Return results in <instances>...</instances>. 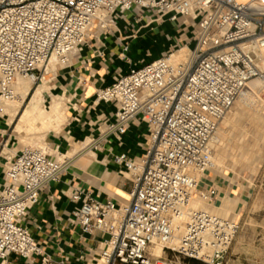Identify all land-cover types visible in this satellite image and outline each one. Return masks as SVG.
Wrapping results in <instances>:
<instances>
[{
	"label": "built area",
	"instance_id": "built-area-1",
	"mask_svg": "<svg viewBox=\"0 0 264 264\" xmlns=\"http://www.w3.org/2000/svg\"><path fill=\"white\" fill-rule=\"evenodd\" d=\"M181 18L196 29L186 62L171 61L183 48L176 44L165 57L134 64L126 53L138 30L119 37L129 72L119 68L114 83L96 93V104L116 107L102 140L122 142L131 124L142 122L148 136L141 156L113 157L133 183L128 202H103L81 187L71 194L81 205L70 221L83 235H102L89 264H173L174 256L225 264L241 219L191 205L198 199L211 205L219 197L218 186L206 182L213 140L249 82L261 81L264 106V0H0V96L8 100L16 97L19 80H40L54 55L62 68L69 66L95 26L108 34L121 21L148 27ZM60 153L24 146L7 163L0 264L14 254L54 264L24 220L67 170L70 163ZM159 246L161 256L155 254Z\"/></svg>",
	"mask_w": 264,
	"mask_h": 264
},
{
	"label": "crops",
	"instance_id": "crops-1",
	"mask_svg": "<svg viewBox=\"0 0 264 264\" xmlns=\"http://www.w3.org/2000/svg\"><path fill=\"white\" fill-rule=\"evenodd\" d=\"M118 29L110 35H93L83 50L73 56L72 63L58 68L55 78L51 79V91H56V95L66 99L69 113L63 132L48 137L53 150L65 153L72 143L88 139L99 145L98 148H92L95 155L86 153L73 159L60 180L42 192L39 203L30 209L24 220L37 244L52 258L54 264H89L88 259L102 240L99 233L83 235L80 228L70 221L75 209L81 205L71 200L74 189L81 187L103 202L112 200L120 205L126 203L130 199L133 183L129 173L115 164L113 157L127 152L137 158L146 152L148 127L143 122L132 123L122 142L114 136L102 140L103 132L113 121L116 107L114 104H96V93L114 83L119 68L125 74L131 67L121 56L119 37L129 36L133 29L128 30L122 21ZM135 45V40H131L126 55L134 64H140L136 63ZM9 130L7 118L0 116V189L5 184L7 163L22 149L17 146ZM206 182L218 186L219 197L214 204L225 195L226 190L232 188L234 194L242 198L239 205L245 208L252 194L247 188L236 189L228 185L223 178L214 176L209 179L208 175ZM259 226L261 228L256 226L249 237L243 238L239 233L226 256L225 264H245L246 260L247 264H264V223ZM7 264L44 263L43 256L26 259L14 254L9 257Z\"/></svg>",
	"mask_w": 264,
	"mask_h": 264
},
{
	"label": "rangeland",
	"instance_id": "rangeland-1",
	"mask_svg": "<svg viewBox=\"0 0 264 264\" xmlns=\"http://www.w3.org/2000/svg\"><path fill=\"white\" fill-rule=\"evenodd\" d=\"M183 20H185V18H182V20L176 24L169 23L168 21H160L148 27H143L146 25L145 21L136 24L131 23L129 26H128L129 20L122 21L128 30L133 29L128 35L134 34L136 31L139 30V32H137V37L135 39L136 45L134 50L135 53L137 54L136 63L148 62L151 60L153 61L155 59L165 57L170 53H173V47L176 44L179 45V48L180 47L184 48L187 47L189 43L193 42L194 32L196 29L191 24H184ZM96 33H98V35L107 34V31L101 30L97 28V26H95L91 30L90 37L87 39V42ZM110 34L112 33H108L107 35ZM180 51L181 49L175 52L174 54L178 55ZM53 60L50 63L55 62V66H54L55 68L54 67L52 68L51 64L49 63L48 70L43 73L42 78L36 82L35 81L32 82L33 90L39 87L42 93L43 92L44 94L48 93L47 97L44 98V100L42 101V107L44 108L48 107L50 104H54L60 101L61 102L60 105L62 108L61 112L66 118V121L68 122L69 113H68V106L66 104V99H63L64 98L63 96L56 95L57 94L56 91H54L55 94L51 91V79L55 78L58 68L61 67L58 64V60L57 61L54 60V62ZM260 97H261V92H260ZM32 99H33L32 94L27 96V98L25 99V104L23 106V109H25L27 104H29ZM260 104H261V100H260ZM234 106L231 109L232 112L230 111L226 116L228 117V115H230L229 118L228 119L226 118V120L224 118V121L221 122L222 126L220 125V131H221L220 134L224 132V135H226L227 133L228 138L234 139L236 143L234 145L225 144L227 147L226 150L228 151L226 152V160L224 164L218 162V164L216 165L214 161L215 165L207 175H209V179H213L214 176L219 179L223 178L228 183V185L230 184L232 187L236 189L247 188L252 192L246 207L243 208L239 205L240 202L242 201L241 198L240 202L237 205V208L234 211H232L231 216H229L234 218L239 217L241 219L242 229L240 231L241 232L240 235L244 238L246 236L249 237L253 233V231H255L254 229H256V226L261 228L259 224L264 223V155L262 157L256 155L258 149L264 146V139H262L263 138L262 136L264 135L263 134L264 129L262 128V126L259 125L258 121H255L256 119L255 116L253 115L251 116L250 114L246 113L247 110H244L245 108L243 107L241 108V106L238 107V105L236 104ZM1 108L2 107L0 106V112L2 110ZM232 117H234L235 119L233 118L232 120ZM244 117L245 119H243ZM20 119H21V115L15 118L12 125L9 124L10 127L9 134H12L14 141L17 143V146H19L20 149L23 148L24 145L37 148L36 147L37 145H32L33 143H30L31 145L29 143L28 145H26L25 143L20 142L19 136L14 133V130L16 129L17 125L20 122ZM241 122L244 123V125H246V129L242 132H240V129L242 128H240L239 130L237 129V126ZM37 123L41 125L40 122ZM64 123L66 124V122ZM50 135L51 133H47L46 137L48 138L50 137ZM235 145L237 146V149L233 150V148L236 147ZM63 156L64 153H62L60 157L63 158ZM230 192L234 193V191H232V188H229L227 190L228 194ZM227 193L225 192L226 195H228ZM223 197H225V195H223L221 199ZM219 203H220V199L218 200L217 203L213 205H217ZM236 240L234 241L233 245L236 243ZM173 261H174L173 264H190L187 259H184L180 256H174ZM247 262L248 260L244 261L245 264H247ZM195 264H205V263L198 261Z\"/></svg>",
	"mask_w": 264,
	"mask_h": 264
},
{
	"label": "bare ground",
	"instance_id": "bare-ground-1",
	"mask_svg": "<svg viewBox=\"0 0 264 264\" xmlns=\"http://www.w3.org/2000/svg\"><path fill=\"white\" fill-rule=\"evenodd\" d=\"M101 16H102V18H104L103 13L101 14ZM189 53H190L189 48L184 47L181 49V51L179 52L178 55L177 54L172 55L171 61L174 63L186 62L189 58ZM53 59L55 61L58 60L55 55L52 57L51 61ZM54 60H53V62H54ZM50 64H51L52 68L55 66V62L50 63ZM34 81H35V79L33 77L19 80L18 83L15 85V88H14L15 93H16V97L13 100H8V99L4 98L3 96H0V106L2 107L1 108L2 110L0 112V116L8 118V123L10 125H12L15 118L17 116L21 115L20 122L17 125L16 129L14 130V133L16 135H18L20 138L19 141L25 143L26 145H28V143L29 144L33 143L32 145H37L36 146L37 148H40L43 150L49 149L50 152H53L54 150L51 148V145H50L51 143L48 141V138L46 137V135H47V133H51L54 135H60L63 132V127H64L63 125L65 124L64 122L67 123V121L61 112L62 108L60 105V103H61L60 101H58L54 104H50L46 108L42 107V101L44 100V98L47 97L48 93H45V94H44V92L42 93V91L40 90L39 87H37V88H35V90H33L32 82H34ZM261 86H262V83L258 79L249 82L247 87L244 89L240 98L236 101L235 104L238 105V107L241 106V108L242 107L245 108L244 110H247L246 113L250 114L251 116L252 115L255 116V118L257 119L256 120L254 118L255 121H258L259 125L262 126V128L264 129V106H262L260 104V100H259L260 99V92L262 90ZM31 94L33 96V99L31 100V102L29 104H27L25 109H23V106L25 104V99L27 98V96H29ZM63 99H65V98H63ZM235 110H236V108H235ZM229 116L230 115H228V117H225V120H226V118L228 119ZM233 118L234 117H232V120H233ZM243 119H245V117ZM248 119H250V118H248ZM248 119H247V121H248ZM223 121H224V119H223ZM242 121H244V120H242ZM37 122H40L41 125H39ZM237 123H238V121H237ZM240 128H242V129H240ZM225 129H226V127H225ZM237 129L238 130L240 129V132H242L246 129V125H244V123L241 122L237 126ZM233 130H235V129H233ZM220 132L221 131H220V127H219V130L216 134V137L213 140L214 161H215L216 165L218 164V162L224 164V162L226 160V152L228 150H226L227 147L225 144L234 145L236 143V141L234 139L228 138L227 133H226V135H227L226 136V135H224V132L222 134H220ZM219 136H221V137H219ZM262 137H263L262 139H264V135ZM95 145H96L95 142L93 143L90 139H88L87 141H83V142H74L71 144L69 150L64 153L63 158L68 160L69 163H71L73 159L80 156L81 154L87 153V154L95 155V153L92 151V148ZM235 149H237V146L233 148V150H235ZM215 151H216V154H215ZM61 154L62 153H60V156H61ZM256 155L259 157H262L264 155V146H262L258 149ZM95 169H96V167H95ZM102 176H104V175H102ZM226 193H227V190H226ZM240 199H241V197H238L233 192H230L228 195L225 194V197H223L222 199L220 198V203L217 205H213V204L208 205L205 201L198 199L192 203L191 209L192 210L205 209V210H208V211L213 212L215 214L221 215L223 217H229V216H231V212L237 208V205L240 202ZM123 200H125V199H123ZM126 202H128V200H126ZM239 209H240V207H239ZM187 221H188V217H186L184 223L186 224ZM155 254L157 256H161L163 254V250H162L161 246H159L158 248L155 249Z\"/></svg>",
	"mask_w": 264,
	"mask_h": 264
},
{
	"label": "trees",
	"instance_id": "trees-1",
	"mask_svg": "<svg viewBox=\"0 0 264 264\" xmlns=\"http://www.w3.org/2000/svg\"><path fill=\"white\" fill-rule=\"evenodd\" d=\"M188 260V262L190 263V264H195L196 262H198V261H196V260H192V259H187Z\"/></svg>",
	"mask_w": 264,
	"mask_h": 264
}]
</instances>
